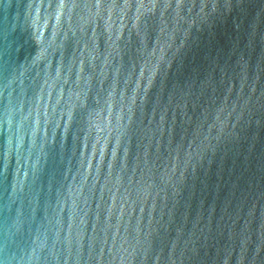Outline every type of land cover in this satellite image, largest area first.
Returning a JSON list of instances; mask_svg holds the SVG:
<instances>
[{
  "label": "water",
  "instance_id": "water-1",
  "mask_svg": "<svg viewBox=\"0 0 264 264\" xmlns=\"http://www.w3.org/2000/svg\"><path fill=\"white\" fill-rule=\"evenodd\" d=\"M0 264H264V0H0Z\"/></svg>",
  "mask_w": 264,
  "mask_h": 264
},
{
  "label": "snow or ice",
  "instance_id": "snow-or-ice-1",
  "mask_svg": "<svg viewBox=\"0 0 264 264\" xmlns=\"http://www.w3.org/2000/svg\"><path fill=\"white\" fill-rule=\"evenodd\" d=\"M62 2H63V0H62Z\"/></svg>",
  "mask_w": 264,
  "mask_h": 264
}]
</instances>
